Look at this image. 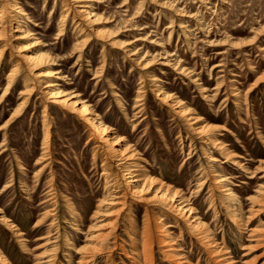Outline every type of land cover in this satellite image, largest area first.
Masks as SVG:
<instances>
[{
	"label": "rangeland",
	"instance_id": "obj_1",
	"mask_svg": "<svg viewBox=\"0 0 264 264\" xmlns=\"http://www.w3.org/2000/svg\"><path fill=\"white\" fill-rule=\"evenodd\" d=\"M103 1L94 11L112 22L96 28L112 33L121 31L123 25L136 28L125 34L147 39L135 44L140 55L150 59L161 54L149 72L155 82L143 78L132 58L108 42L102 46L95 39L78 60L74 45L85 35L92 37L94 27L86 21L85 34L79 36L69 17L64 37L57 39L64 16L61 0L56 5L54 0H20L29 22L21 21L48 44L43 51L56 59L52 69L63 77L57 80L60 89L79 95L103 123L123 136L138 157L134 158L138 167L146 169L148 176L190 197L194 213L225 249L221 258L232 264H264V167L263 173L257 172L258 166H264V0H171L191 18L175 17L155 4L142 6L141 0H129L127 6H122L124 0ZM5 21L10 19L6 16ZM255 33V40L245 46L231 45L248 41ZM124 37L110 41L131 40ZM162 56H170V62L192 76L185 78L161 65ZM13 63L9 52L0 62V97ZM25 81L34 83L22 69L0 101V127L21 103L15 117L0 129V208L22 233L17 236L0 221V250L11 264H77L80 255L75 248L88 243L85 235L93 224L91 232L108 236L92 264H145L146 259L151 264H217L182 222L167 220L161 213L156 215L159 223L171 226L162 232L151 220L152 240L145 247L150 256L145 258L142 240L135 237L131 226L141 231L150 213L137 206L128 192L122 212L102 207L97 215L109 189L102 174V153L94 147L95 140L87 143L91 130L74 114L46 102L39 91L25 100L19 94ZM156 87L200 115V123L214 124L207 137L223 148L196 135L160 101ZM142 91L143 110L133 109ZM118 105L124 106L126 116ZM44 115L49 152L36 163L42 155ZM223 153L230 160L223 162ZM39 167L42 172L36 174ZM252 172L254 178H250ZM216 180L220 185L214 184ZM202 181L204 185L196 192ZM221 184L226 191L221 192ZM115 187V193L126 191L121 180ZM255 211L257 218L249 223ZM170 245L174 250L169 251Z\"/></svg>",
	"mask_w": 264,
	"mask_h": 264
},
{
	"label": "bare ground",
	"instance_id": "obj_2",
	"mask_svg": "<svg viewBox=\"0 0 264 264\" xmlns=\"http://www.w3.org/2000/svg\"><path fill=\"white\" fill-rule=\"evenodd\" d=\"M1 1L3 2V4H1ZM19 1L20 0H0V43H2V46L0 48V62L8 52L10 59L14 62L13 67L6 76V87L0 97V101L7 95L9 87H11L10 85L12 84L15 76H17L22 69H25L28 75L32 76L34 80V83L32 84H28L27 81H25L23 85L24 90L19 93L21 96L26 97L25 100H28L33 93L39 91L40 95L46 102L56 104L61 109L69 111L71 114H74L88 126L92 133L89 134L87 143L95 140L96 145L94 147L102 153V174L105 176V188L109 189V193L107 192L108 195L104 198V200L100 201V207H98L96 214H100V208L102 207H114L117 208V213L122 212L124 203H126L125 200L128 192L129 195L132 196V198L135 200L137 206L141 207L140 205H142L144 209L143 211L151 214V216L150 214H148V218H146V215L144 214L146 219H144V226L141 231L135 230V225L131 226V228L134 230L133 234H135V237L137 238V236H139L142 240V248H144L143 251L145 258L150 256V252L148 251L149 249L147 250L145 247L146 245H149L152 240L149 237V235L151 234V220H155V222H157L155 224V227L159 228V230L162 232H164L166 228H169L171 226L167 225L165 227L161 225V223H159V218L156 217V215L161 213V215L164 216L167 220L171 219L175 222H182L192 234V237L202 246L203 249L208 252V255L212 259H214V262L217 261V264H232L230 261H225L221 258L226 254L225 249L218 246L214 238L210 236L208 226L198 215L194 213L195 210L190 205V197L187 198L184 193H182V191H174L169 185L165 184L164 182L158 180L157 178H151V176H148L146 169H144L143 167H138L139 163L134 159L137 156L134 152H132L131 145L129 143H125V138L123 136L116 135L112 131V128L103 123L99 115L93 111L91 105L85 100L81 99L79 95L75 93L70 94L60 89L57 80H62L63 77L61 76L58 69H52V66L57 65L56 59L53 58L48 52L43 51V48L48 47V44H46L45 41L36 37V33L29 30L27 27H23V25L27 23L22 22L21 19L26 18L27 22H29V20H27V13L23 8V4L19 3ZM55 1L56 0H54V2ZM102 2L104 1L61 0L64 16L60 19L61 24L57 29L55 37L57 39L64 37L65 26L69 17H71L72 24L78 31L79 36H84L85 33H83L82 31H84V28H86L85 22L87 21L90 26L94 27L91 31L95 33H93L92 37L90 35H85L84 39L74 45V48H76L74 52L78 54V60L84 49L91 42L95 41V39L100 41V44L102 46L107 44L108 42L109 45L111 44L117 50H120L121 52L126 54V58H132L131 61L134 62V64L140 71L143 72V78H147L150 79V81L155 82L156 79L154 77L152 78V75H150L149 72L151 69H153L152 67L157 62V58L161 56V54H155L150 59H147L148 55H140V49L135 48V44L145 42L147 39L141 36H135L134 38H131L130 34L126 35L125 33L134 31L136 29L129 28L132 25H123V29L121 31L119 30V32L117 31V33H112L111 30L109 32L106 29H97L96 27H98L102 22H112L94 11L95 5H98ZM128 3L129 0H124L122 6H127ZM140 4L142 6L145 4H151V6L152 4H155V6L161 9L170 11L172 12V14L174 13V16L178 18L192 17L187 15V13H184V10L179 8L175 1L141 0ZM7 5L8 7H6ZM54 5H56V2L54 3ZM7 10H9L10 13H7ZM6 16L10 19V21H8L7 23L5 21ZM135 17L138 16L136 15ZM171 25L172 22L169 26H167V28H170ZM118 36H125L126 38L127 36H130L131 40L122 39L110 41V39H115ZM256 36L257 33H255V36H253L248 41L232 42L231 45L235 48L245 46L249 42L255 40ZM151 43L153 42L150 41V44ZM165 55L167 54L165 53ZM170 56H172V54ZM170 56H162V59L159 63H161V65L163 66L171 67L172 70L178 75H181L185 78H190L192 76V73L187 69L178 66V63L170 62V60L167 58ZM98 74L100 75V73ZM144 75L146 77H144ZM193 82H195L194 79ZM153 84L157 86L156 83ZM30 85L32 86L28 87ZM139 85L141 86L140 89L143 88V80L139 82ZM253 85L255 86V83H253ZM250 90L251 88L247 89V91ZM155 92L160 101L168 105L169 108L174 110V112L179 117L184 119V121L196 135L204 136V139H206L204 141H208L217 149L223 148L221 144L214 143V141H212V138L207 137L211 134V130L215 129L216 126L214 124L200 123L202 122V117L193 113L192 109L185 105L184 102L179 99H175L173 94L165 93L159 87H156ZM143 100L144 94L142 91L139 92V94L135 98L133 109H140V111L143 110ZM20 108L21 103L13 111L10 119L6 121L0 127V129L5 127L9 123L11 118L15 117V114L19 112ZM120 108L124 112L123 115L126 116L127 113L125 112L124 106L121 105ZM199 124L200 126L197 127V125ZM42 125L44 131L41 147L42 155L38 157L36 163H41L43 160H45L49 152L50 136L49 127L48 124H46V115H44L43 117ZM93 155H96L95 151ZM210 158L214 162L218 161V159L212 158L211 156ZM223 158V162L230 160L228 154L223 153ZM233 163L237 165V162L233 161ZM263 167L264 166L261 165L258 166L257 172L263 173ZM41 172L42 167H39L35 173L39 174ZM110 177L112 178L110 179ZM254 177V172H252L250 178ZM120 180L122 181L123 186L126 187V191L124 193H115L118 192L115 190V184ZM112 181L114 183H112ZM220 182V180H216L215 183H213L220 185ZM204 183L205 181L199 183L198 190L196 192H199V188H201ZM220 188L221 192L226 191V189L223 188L222 184ZM161 210L163 212H161ZM256 212L257 211L252 212V215H250L251 217L249 223H252V221L257 218ZM0 221L10 229L16 231L15 225L10 223L9 219L5 215H3L1 208ZM41 222L42 220L38 221L39 225L37 226L36 223L35 226L39 227L41 225ZM51 222L53 223V220H51ZM93 225L94 226L91 225L88 227L87 232L89 233L85 235V240L88 243L82 245L79 248H75V252L80 255L77 264L94 263L95 256L99 253L98 251L101 249V247H103L106 243L108 233L95 234L91 232V230H93L95 227V224ZM252 232L254 233V231ZM16 233L17 236H20L22 234L19 231H16ZM168 242L171 241L169 240ZM168 249L169 251L174 250L172 246ZM144 261L145 264H151V259H146ZM0 264H11L9 259L1 252V250Z\"/></svg>",
	"mask_w": 264,
	"mask_h": 264
}]
</instances>
